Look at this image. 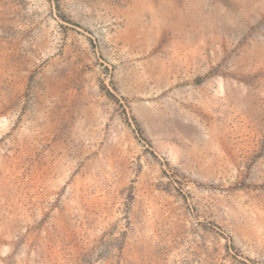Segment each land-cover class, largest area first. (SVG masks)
Segmentation results:
<instances>
[{
  "label": "rangeland",
  "instance_id": "rangeland-1",
  "mask_svg": "<svg viewBox=\"0 0 264 264\" xmlns=\"http://www.w3.org/2000/svg\"><path fill=\"white\" fill-rule=\"evenodd\" d=\"M0 264H264V0H0Z\"/></svg>",
  "mask_w": 264,
  "mask_h": 264
}]
</instances>
